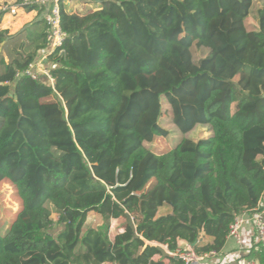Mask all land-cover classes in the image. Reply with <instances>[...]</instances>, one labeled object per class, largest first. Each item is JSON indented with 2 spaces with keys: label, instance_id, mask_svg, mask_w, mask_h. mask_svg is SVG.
I'll return each instance as SVG.
<instances>
[{
  "label": "trees",
  "instance_id": "trees-1",
  "mask_svg": "<svg viewBox=\"0 0 264 264\" xmlns=\"http://www.w3.org/2000/svg\"><path fill=\"white\" fill-rule=\"evenodd\" d=\"M86 3L97 8L61 4L52 85L21 75L49 49L45 22L0 31V177L21 200L0 224V264H162L152 242L219 255L235 219L264 210V0ZM168 117L211 135L156 154ZM89 212L104 224L85 230ZM247 257L264 264V246Z\"/></svg>",
  "mask_w": 264,
  "mask_h": 264
},
{
  "label": "built area",
  "instance_id": "built-area-1",
  "mask_svg": "<svg viewBox=\"0 0 264 264\" xmlns=\"http://www.w3.org/2000/svg\"><path fill=\"white\" fill-rule=\"evenodd\" d=\"M63 0H24L22 5L35 4L40 9V19L43 20L48 28V43L50 53L62 47L67 34L61 27V4ZM6 10V9H5ZM12 14H15V7L10 9ZM41 74L53 79L50 71L43 68L41 61L32 63L29 68L21 75H28L33 79H38ZM248 224L254 225V244L264 246V210L260 211L259 207L256 209L245 211L239 215L229 230L228 239L232 240L238 248L245 245L246 236L244 228ZM201 241V240H200ZM200 244V242H198ZM180 264H228L218 257L216 252H207L198 254L193 246L185 245L179 246L174 253H169ZM236 264H258L254 261H249L243 255L236 257Z\"/></svg>",
  "mask_w": 264,
  "mask_h": 264
},
{
  "label": "rangeland",
  "instance_id": "rangeland-1",
  "mask_svg": "<svg viewBox=\"0 0 264 264\" xmlns=\"http://www.w3.org/2000/svg\"><path fill=\"white\" fill-rule=\"evenodd\" d=\"M63 3L66 6V9L72 13L82 14L90 10H95L97 6L95 4L86 3V0H63ZM91 4V5H90ZM248 25L250 28L255 27V22L253 19L248 20ZM43 58V57H42ZM165 108H168V103H165ZM162 126L169 131V135L165 138H155L153 143L149 145V148L155 152L156 154L165 153L173 148V146L179 141L181 138H189L194 141H198L200 139L207 138L211 135V129L209 127L197 126L192 132L187 135H183L179 130H177L172 124L171 118L163 120ZM21 208V200L17 195L14 187L11 184L0 177V224L3 229L8 228V226L15 219L17 213ZM53 219L55 225L52 228V233H58L60 231V227L57 225L58 215L53 213ZM95 217H91L87 223L86 228L90 225L94 224ZM245 236L248 234L247 245L242 246V248H234L231 251L235 256L240 255V252H243V256L245 259L249 261L257 262L255 257L248 258L247 256L250 254V250L255 249L254 244V225L248 224L244 228ZM249 245V247H247ZM232 264H236V260L232 261Z\"/></svg>",
  "mask_w": 264,
  "mask_h": 264
},
{
  "label": "crops",
  "instance_id": "crops-1",
  "mask_svg": "<svg viewBox=\"0 0 264 264\" xmlns=\"http://www.w3.org/2000/svg\"><path fill=\"white\" fill-rule=\"evenodd\" d=\"M28 1H31V0H28ZM16 2H17V0H0V31H8L10 33V35H14V34L18 33L21 29H23L25 26L31 25L34 22L41 20L40 19L41 14H40V11H38V9L35 11L27 13L24 10L22 3L17 4ZM14 7H15L16 13L12 14L10 12V9L14 8ZM65 8H66V6H65ZM3 47H4V44H3V46H1L0 53L3 51ZM50 52H51L50 49L42 52L36 61V62L41 61L43 64V68L46 70H49V71H51V69L54 67V65H52L51 63H49L47 61L48 54ZM41 77L48 84H50V85L53 84L51 79L46 77L45 75L41 74ZM170 213H171L170 207H164V208H161L159 210L158 217L165 216V215L170 214ZM98 215L99 214H97L95 212H89L87 215L86 226H87V223L91 217H95V219H96L95 222H96ZM95 222H94V224H95ZM94 224L90 225L88 228H90V227L94 228ZM103 224H104V220H103ZM126 224H128L127 216L125 218L112 219L110 221L111 239H114L116 237V235L123 233ZM86 226H85V230L88 229V228H86ZM247 239H248V234H246V241H245L246 245L248 243ZM200 240H201L200 241L201 246L209 244L212 242V239L208 238V237H202ZM148 244L157 247L159 252H160L158 255H156L153 258V260L155 262H161L162 264H176V262H177L176 259H175V261L169 259V257H168L169 251H168L167 246L160 245L156 242H152V243H148ZM185 245H187L185 242L180 241L179 246L182 247ZM247 247H249V245ZM234 248H237V246L235 245V243L232 240L228 239L227 246L225 247L223 252L218 255V257L221 260H223L224 262H226L228 264H232V261H235L236 257H237L233 253H231V251L234 250ZM240 253H241V255H243V252H240ZM105 264H111V263H105Z\"/></svg>",
  "mask_w": 264,
  "mask_h": 264
},
{
  "label": "water",
  "instance_id": "water-1",
  "mask_svg": "<svg viewBox=\"0 0 264 264\" xmlns=\"http://www.w3.org/2000/svg\"><path fill=\"white\" fill-rule=\"evenodd\" d=\"M1 46H3V44ZM126 216H127V219H128V224L130 226H133V221L131 219V216L130 215H126ZM102 225H103V218H102L101 215H98L97 221L94 224V229H97L99 226H102Z\"/></svg>",
  "mask_w": 264,
  "mask_h": 264
}]
</instances>
